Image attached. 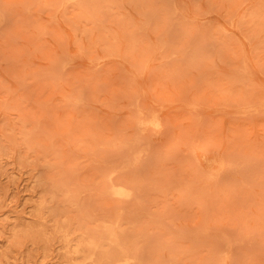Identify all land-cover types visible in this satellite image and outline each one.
Instances as JSON below:
<instances>
[{"label":"rangeland","instance_id":"1","mask_svg":"<svg viewBox=\"0 0 264 264\" xmlns=\"http://www.w3.org/2000/svg\"><path fill=\"white\" fill-rule=\"evenodd\" d=\"M0 264H264V0H0Z\"/></svg>","mask_w":264,"mask_h":264},{"label":"bare ground","instance_id":"2","mask_svg":"<svg viewBox=\"0 0 264 264\" xmlns=\"http://www.w3.org/2000/svg\"><path fill=\"white\" fill-rule=\"evenodd\" d=\"M150 118L148 120V122H146L144 119L141 121L140 120V124L141 125H144L145 123H148L152 126H159L160 125V122H159V113L158 111L156 110H153L152 112H150ZM113 193L117 194V195H121V196H126L128 195L130 192H128V190H126V188L124 187H114L111 189ZM120 219V218H119ZM118 219V220H119ZM111 235L115 236L116 235V232L115 230H112L111 231ZM115 238V237H114ZM115 240V239H114ZM99 248L98 245H96V247L94 246L93 247V250L94 251H91L89 252L87 255H86V258H92L94 255H95V251ZM73 253L75 254H82V249L81 247H78V248H75L74 251H72Z\"/></svg>","mask_w":264,"mask_h":264}]
</instances>
